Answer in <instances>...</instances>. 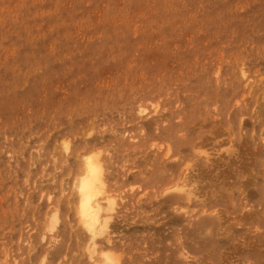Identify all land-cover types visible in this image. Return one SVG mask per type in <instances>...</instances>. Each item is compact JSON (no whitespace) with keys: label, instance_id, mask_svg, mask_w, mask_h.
<instances>
[{"label":"rangeland","instance_id":"rangeland-1","mask_svg":"<svg viewBox=\"0 0 264 264\" xmlns=\"http://www.w3.org/2000/svg\"><path fill=\"white\" fill-rule=\"evenodd\" d=\"M107 260L264 264V0H0V264Z\"/></svg>","mask_w":264,"mask_h":264},{"label":"bare ground","instance_id":"bare-ground-1","mask_svg":"<svg viewBox=\"0 0 264 264\" xmlns=\"http://www.w3.org/2000/svg\"><path fill=\"white\" fill-rule=\"evenodd\" d=\"M101 177L100 167L94 165L93 157L89 156L85 160L83 171L76 184V189L79 196V214L91 237L95 235L101 220L102 207L96 199L98 194L101 193ZM186 187L184 182L175 185L176 189L183 192L186 191ZM107 261L108 264H111V261Z\"/></svg>","mask_w":264,"mask_h":264}]
</instances>
